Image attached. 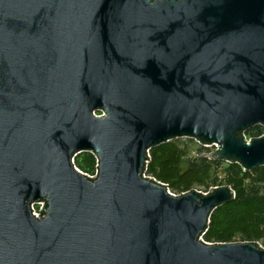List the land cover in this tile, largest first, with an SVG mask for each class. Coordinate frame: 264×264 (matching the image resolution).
<instances>
[{
    "label": "water",
    "instance_id": "water-1",
    "mask_svg": "<svg viewBox=\"0 0 264 264\" xmlns=\"http://www.w3.org/2000/svg\"><path fill=\"white\" fill-rule=\"evenodd\" d=\"M255 127L264 0H0V264H264L203 241L231 188L173 196L145 173L174 139L255 171Z\"/></svg>",
    "mask_w": 264,
    "mask_h": 264
},
{
    "label": "trees",
    "instance_id": "trees-1",
    "mask_svg": "<svg viewBox=\"0 0 264 264\" xmlns=\"http://www.w3.org/2000/svg\"><path fill=\"white\" fill-rule=\"evenodd\" d=\"M263 135L262 127L244 133L250 140ZM208 152L194 140L174 139L149 152L146 176L175 196L231 188L235 200L213 212L203 241L210 245L257 243L264 248V167L245 173L236 164L201 157ZM74 165L86 176L96 175L97 161L90 153L77 156Z\"/></svg>",
    "mask_w": 264,
    "mask_h": 264
},
{
    "label": "built area",
    "instance_id": "built-area-1",
    "mask_svg": "<svg viewBox=\"0 0 264 264\" xmlns=\"http://www.w3.org/2000/svg\"><path fill=\"white\" fill-rule=\"evenodd\" d=\"M99 117H103L102 115L101 116H99ZM264 136V135H263ZM263 136H261V137H259V138H262ZM247 141H250V139H246ZM209 152V154L210 153H214V152H216L217 150H218V147L217 146H213V147H209L208 149H207ZM89 177V176H88ZM95 177V176H94ZM90 178H93V177H90ZM169 193H170V191H169ZM171 195H173L172 193H170ZM206 195V194H205ZM173 196H175V195H173ZM41 210H42V207L41 206H35V207H33V214H34V216L36 217V218H39V216H40V212H41ZM37 211V212H36Z\"/></svg>",
    "mask_w": 264,
    "mask_h": 264
},
{
    "label": "rangeland",
    "instance_id": "rangeland-1",
    "mask_svg": "<svg viewBox=\"0 0 264 264\" xmlns=\"http://www.w3.org/2000/svg\"><path fill=\"white\" fill-rule=\"evenodd\" d=\"M198 192V191H197ZM200 192V191H199ZM200 193H202V192H200ZM37 212V211H36Z\"/></svg>",
    "mask_w": 264,
    "mask_h": 264
}]
</instances>
